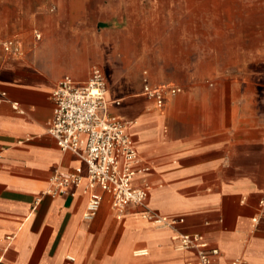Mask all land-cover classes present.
<instances>
[{"label": "crops", "instance_id": "obj_1", "mask_svg": "<svg viewBox=\"0 0 264 264\" xmlns=\"http://www.w3.org/2000/svg\"><path fill=\"white\" fill-rule=\"evenodd\" d=\"M170 1L158 9L135 0H0V264L198 263L196 250L177 249L175 230L158 228L141 207L119 216L103 193L86 222L82 188L50 192L55 170L86 169L48 132L52 93L65 76L90 78L104 61L97 34L110 31L124 35L121 46L145 47L158 31H175L186 49L181 82H160L182 87L163 112L133 85L139 65L121 75V97L107 96L151 168L136 181L151 186L149 210L184 219L180 233L219 249L214 264H264V220L253 221L264 192V0ZM11 38L24 55L5 53Z\"/></svg>", "mask_w": 264, "mask_h": 264}, {"label": "built area", "instance_id": "obj_2", "mask_svg": "<svg viewBox=\"0 0 264 264\" xmlns=\"http://www.w3.org/2000/svg\"><path fill=\"white\" fill-rule=\"evenodd\" d=\"M41 37V34H36L38 40ZM3 49L8 55H24L22 42L18 38L6 40ZM143 75V93L160 112L165 110L170 98L182 92V87L173 83H151L147 71ZM108 90L105 72L95 66L86 82L80 83L71 76H65L53 91L55 108L48 132L62 151L78 156L86 169L77 168L73 173L55 170L51 179V194H66L70 187L82 188L88 196L83 214L86 222H91L99 212L104 200L103 193L110 195L111 208L119 216L125 214L130 206L141 207L144 216L158 228L175 230L177 249L196 250L197 264H214L219 249L211 247L199 234L180 233L178 226L184 219H171L149 210L151 186L144 177L140 184L136 181L151 168L141 159L128 131L130 122L110 113ZM14 107L18 109L17 104ZM259 206L260 214L253 219L254 222L264 220V192ZM231 264L245 263L236 260Z\"/></svg>", "mask_w": 264, "mask_h": 264}, {"label": "rangeland", "instance_id": "obj_3", "mask_svg": "<svg viewBox=\"0 0 264 264\" xmlns=\"http://www.w3.org/2000/svg\"><path fill=\"white\" fill-rule=\"evenodd\" d=\"M139 1V6L143 7H157L164 9L168 6L170 0H135ZM50 10L53 6H49ZM128 34V32H126ZM175 31H158L157 38L154 40L152 46H121V31H110L106 34H97L99 39L103 41L102 57L103 62L94 63L93 66L103 68V70L110 77L108 82V95L118 98L121 97V75L130 66H140V76L136 80V88L142 89V72L148 71L154 83L167 82L169 80L181 82L183 78L182 66L184 60V47L176 45V42H181L177 39ZM133 34V32H131ZM176 35V36H175ZM127 37V35H126ZM124 43V41H122ZM122 43V44H123ZM140 52V53H139ZM91 70V69H90ZM89 78V77H88ZM130 80H128L129 82ZM175 82H169L176 84ZM132 85V86H133ZM141 91V90H140Z\"/></svg>", "mask_w": 264, "mask_h": 264}]
</instances>
